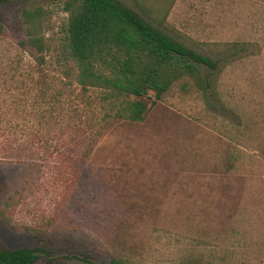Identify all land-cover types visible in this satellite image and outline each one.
<instances>
[{"label": "rangeland", "instance_id": "obj_1", "mask_svg": "<svg viewBox=\"0 0 264 264\" xmlns=\"http://www.w3.org/2000/svg\"><path fill=\"white\" fill-rule=\"evenodd\" d=\"M64 1L0 3V243L47 247L36 264H175L234 227L264 241V0H120L218 62L206 92L179 81L143 121L77 83ZM24 9L39 11L42 66Z\"/></svg>", "mask_w": 264, "mask_h": 264}, {"label": "trees", "instance_id": "obj_2", "mask_svg": "<svg viewBox=\"0 0 264 264\" xmlns=\"http://www.w3.org/2000/svg\"><path fill=\"white\" fill-rule=\"evenodd\" d=\"M63 7L68 12L63 50L67 60L75 64V79L84 88H101L102 99L113 104L118 117L143 121L179 81L183 89L189 88V81L199 91L206 92L211 86L203 68L215 69L217 60L156 26L122 1L65 0ZM22 15L31 45L22 47L34 49L37 64L42 66L46 61L43 52L50 48L39 34V11L24 9ZM3 27L0 23V31ZM228 46L234 55L249 50L239 42ZM232 234L222 244L212 237L203 239V251L199 253V244L194 243L187 256L175 264H264V241L256 239L247 244V240H237L243 234L240 228H232ZM252 247L255 253L248 254L246 250ZM42 257L54 259L45 246L9 248L0 243V264H36ZM77 259L71 264H129L121 257L99 261L84 255Z\"/></svg>", "mask_w": 264, "mask_h": 264}]
</instances>
